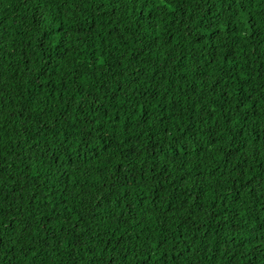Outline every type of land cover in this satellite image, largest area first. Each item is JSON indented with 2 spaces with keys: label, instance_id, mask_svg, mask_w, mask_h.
I'll return each instance as SVG.
<instances>
[{
  "label": "trees",
  "instance_id": "1",
  "mask_svg": "<svg viewBox=\"0 0 264 264\" xmlns=\"http://www.w3.org/2000/svg\"><path fill=\"white\" fill-rule=\"evenodd\" d=\"M0 264H264V0H0Z\"/></svg>",
  "mask_w": 264,
  "mask_h": 264
}]
</instances>
